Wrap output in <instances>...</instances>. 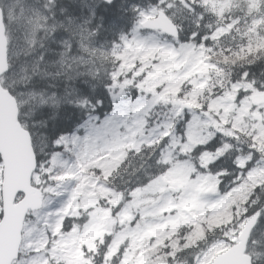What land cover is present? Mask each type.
I'll return each mask as SVG.
<instances>
[{
	"label": "rangeland",
	"instance_id": "rangeland-1",
	"mask_svg": "<svg viewBox=\"0 0 264 264\" xmlns=\"http://www.w3.org/2000/svg\"><path fill=\"white\" fill-rule=\"evenodd\" d=\"M52 1L3 0L8 30L9 25L31 29L32 44L37 31L49 27V20L55 21L47 7L40 4ZM236 1L222 0L214 8L222 14ZM245 2L250 11L255 9V0ZM159 3L158 7L139 12L140 20L130 32L123 34L120 43L98 45L99 36L83 31L85 27L83 30L76 25L69 27L76 34V47L65 43L68 50L60 53L63 54L61 65L69 72L76 70V74H86L80 69L87 70L91 76H97L101 70L108 72L113 111L101 119L93 116L80 125L59 143L72 156L57 154L50 170L34 176L33 184L42 189L46 183L59 179L61 182L47 187L43 209L32 213L26 222L22 255L16 264H147L148 251L182 225L194 226L199 233L208 226H221L212 232H217L218 237L200 251L194 264H210L217 254L236 244L242 224L227 222L224 217L228 213L211 221L216 214H221L226 200L219 192L218 180L205 171L217 156L203 145L212 142L218 134L231 138L254 134V140L260 141L258 153L245 164L253 169L232 176L227 183L228 193L233 204L250 188L264 190V165L259 161L264 160V112L260 110L261 123L252 122L259 108L255 109L251 102L256 91L247 82L232 84L223 96L209 101L206 109L198 111L194 107L205 100V76L210 64L202 51L191 44H173L159 35L142 32V21L155 17L158 10L174 19L185 6L183 0ZM227 30L222 28L219 34ZM16 39L13 46L10 43L12 58L20 57L16 50L19 35ZM26 78L20 76V80ZM181 87L189 89L183 97ZM19 95L22 106L33 100L42 104L57 103L55 96L22 92ZM185 104L191 108L185 109ZM154 107L170 111L172 120L177 121L157 119L152 113ZM203 111L209 115L202 116ZM150 118L159 121L151 126ZM160 140L166 142L158 162L164 172L148 186L124 196L95 177V169L109 176L125 160L128 150L138 149L144 143L152 146ZM197 149L200 154L194 157ZM192 162H196L197 168ZM56 167L65 169L64 173L61 169L53 173ZM1 171L0 168V181ZM46 171L49 172L44 178ZM101 247L103 254L99 257ZM252 249L253 244L249 252L254 256ZM90 250H94L91 255L97 257L96 261L87 259Z\"/></svg>",
	"mask_w": 264,
	"mask_h": 264
},
{
	"label": "trees",
	"instance_id": "trees-1",
	"mask_svg": "<svg viewBox=\"0 0 264 264\" xmlns=\"http://www.w3.org/2000/svg\"><path fill=\"white\" fill-rule=\"evenodd\" d=\"M56 1L54 0L47 7V11L49 10L48 12L55 18H60L59 21L58 19L54 21L59 32L38 37L29 51L28 33L12 30L13 40L19 35L18 44L22 56L10 61L12 72L6 79V87H9L18 99L20 92L46 96L57 94L55 105L33 100L20 112L21 122L33 137L39 163L47 169H51L53 158L65 150L63 146L55 147V145L82 124L92 109L101 116L112 111L111 97L107 89L111 80L109 73L101 72L92 77L87 74H76V70L69 72L61 65L60 53L64 34L70 36L71 42L74 41L72 30L66 28L70 27L71 23L79 28L86 24L87 16L81 13L85 8L91 17L88 20L90 22L85 26L86 32L93 34L94 37L102 38L103 35L107 37L105 42L98 45H107L108 42L110 45L120 43L123 34L130 32L135 22L140 20L139 12L145 8L158 7L161 0H116L117 2L110 6H105L100 0H90V4L84 3L85 0ZM183 1L185 6L175 19L181 29L180 40L200 47L213 64L211 70L213 81L203 98L209 99L221 95L229 86L243 79L257 89H264V21L261 25L253 23L255 17L264 19V0H259L255 12H248L242 5L244 1H239L236 8L227 11L221 18L212 7V0ZM223 27H228V32L223 36H217L219 29ZM55 38L59 43L51 44L50 40ZM22 67L30 76L34 71V76L20 80ZM16 76L19 77V82L8 86L11 81L15 82ZM160 113H164V110L161 109ZM168 114L170 115V112ZM239 136V138H231L219 134L207 147L211 152H215V148L219 151L217 159L208 167L211 173L222 175L221 190H224L225 180L232 177V173L237 174L242 170L238 161L253 155L252 151L257 154L253 147L258 148L260 141L254 140L255 135L239 134ZM161 147L162 145L143 146L140 152L129 154L124 163L105 177L108 178L105 184L124 196L146 187L164 172L158 165ZM67 153L69 152H65ZM59 170L60 167H56L52 172ZM252 190L245 200L239 197L231 207L227 208L228 214L225 219L240 225L254 211L264 208V190L261 187H253ZM220 228L218 225H212L205 228L202 234L182 228L166 238L163 244L148 251V264H193L200 251L218 237L217 232H212ZM254 240L258 249L264 248L262 233L258 231ZM99 252L102 254L103 251Z\"/></svg>",
	"mask_w": 264,
	"mask_h": 264
},
{
	"label": "water",
	"instance_id": "water-1",
	"mask_svg": "<svg viewBox=\"0 0 264 264\" xmlns=\"http://www.w3.org/2000/svg\"><path fill=\"white\" fill-rule=\"evenodd\" d=\"M107 3L108 0H101ZM115 0H111V4ZM144 30L162 31L177 38V25L163 12L142 24ZM9 72V42L6 36L3 11L0 7V157L3 163V218L0 223V264H12L19 257L24 221L29 210L38 211L43 206L42 193L32 186L37 158L29 132L22 128L16 99L4 89L1 78ZM256 105L264 104V92L253 97ZM255 119L261 120L259 115ZM24 198L15 204L17 196ZM258 214L246 222L239 244L219 255L211 264H251L245 255L249 236Z\"/></svg>",
	"mask_w": 264,
	"mask_h": 264
},
{
	"label": "bare ground",
	"instance_id": "bare-ground-1",
	"mask_svg": "<svg viewBox=\"0 0 264 264\" xmlns=\"http://www.w3.org/2000/svg\"><path fill=\"white\" fill-rule=\"evenodd\" d=\"M56 1V0H55ZM60 1V0H59ZM57 2V1H56ZM89 2V4L91 3V1L90 0H85L84 1V3H88ZM101 2V1H100ZM117 2V1H116ZM53 3V2H52ZM81 3V2H80ZM57 4V3H56ZM82 4V3H81ZM55 5V4H54ZM82 6H83V4H82ZM84 7V6H83ZM136 8V7H135ZM49 11V10H48ZM134 11V10H133ZM81 13H84V14H86V16H87V22H88V20H90L91 19V17H89V14H88V12H87V10L84 8V10H81ZM114 14V13H113ZM115 15V14H114ZM84 16V15H83ZM80 17H81V14H80ZM80 17H79V19H80ZM89 17V18H88ZM55 18V17H54ZM120 18V17H119ZM74 19V21L76 22V20H75V18H73ZM117 19V18H116ZM71 20V19H70ZM80 21H81V19H80ZM92 21V20H91ZM70 22V21H69ZM87 22H86V24H87ZM90 22V21H89ZM88 22V23H89ZM58 24V23H57ZM67 24V23H66ZM85 24V23H84ZM82 25V27H85L86 26V24L85 25ZM94 24V23H93ZM99 24V23H98ZM68 25V24H67ZM76 25V24H75ZM80 25V24H79ZM90 25V24H89ZM60 26V25H59ZM66 26V25H65ZM71 26H72V23H71ZM56 27V26H55ZM58 27V26H57ZM63 27V26H62ZM81 27V28H82ZM91 27H92V23H91ZM61 28V27H60ZM75 28H76V26H75ZM89 28V27H88ZM62 29H64V28H62ZM66 29H68L69 30V27L68 28H66ZM65 29V30H66ZM74 29V28H73ZM72 31H74V30H72ZM85 32L87 31L86 29L84 30ZM98 31V30H97ZM59 32V31H58ZM71 33V32H70ZM79 33V32H78ZM54 34V33H53ZM81 34V33H80ZM84 34V33H83ZM55 35L57 36V33H55ZM59 35V34H58ZM117 35V34H116ZM52 36V35H51ZM64 36L66 37L67 36V34H64ZM74 36H76V34L74 35ZM119 36V35H118ZM50 37V36H49ZM61 37V36H60ZM70 37V36H69ZM78 37V36H77ZM45 38V37H44ZM47 38V37H46ZM54 39V38H53ZM61 40V39H60ZM73 40V39H72ZM107 40V37L106 36H102V38H98V40H96V42L98 43V44H100V43H103V42H105ZM64 41V40H63ZM74 41H75V39H74ZM73 41V42H74ZM109 41V40H108ZM50 42L51 43H54L55 44V42L56 43H59V40L58 39H56L55 38V40H50ZM111 42H113V41H111ZM60 43H61V41H60ZM109 43V42H108ZM107 43V44H108ZM47 44V43H46ZM48 45V44H47ZM105 46V45H104ZM53 48V47H52ZM61 48V47H60ZM42 49V48H41ZM52 50H54V49H52ZM58 51V50H57ZM62 51V50H61ZM53 52H55V51H53ZM60 53V52H59ZM42 54H43V51H42ZM33 55V54H32ZM57 55V54H56ZM51 57H53V55L51 56ZM55 57V56H54ZM32 68V67H31ZM30 70V69H29ZM66 70V69H65ZM72 70H73V68H72ZM71 70V71H72ZM54 71V70H53ZM68 71V70H67ZM32 72V71H31ZM75 72V71H74ZM33 73H34V71L31 73V76H33ZM69 73V72H68ZM75 73H78V72H75ZM70 74V73H69ZM68 74V75H69ZM29 76H30V74L28 75H26V77L27 78H29ZM30 76V77H31ZM23 78H25V77H23ZM80 78V77H79ZM61 79V78H60ZM62 79H63V77H62ZM65 79V78H64ZM68 79V78H67ZM27 80V79H26ZM69 80H71V78L69 77ZM81 80V79H80ZM69 82H71V81H69ZM68 83V82H67ZM32 93V92H31ZM37 95V94H36ZM57 95V94H56ZM56 95H54V96H56ZM61 97V96H60Z\"/></svg>",
	"mask_w": 264,
	"mask_h": 264
},
{
	"label": "snow or ice",
	"instance_id": "snow-or-ice-1",
	"mask_svg": "<svg viewBox=\"0 0 264 264\" xmlns=\"http://www.w3.org/2000/svg\"><path fill=\"white\" fill-rule=\"evenodd\" d=\"M110 5H111V0H108V2L105 4V6H110ZM141 15H143V13H141ZM55 147H62V145L56 144ZM261 222H264V221H261Z\"/></svg>",
	"mask_w": 264,
	"mask_h": 264
}]
</instances>
